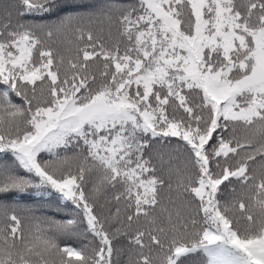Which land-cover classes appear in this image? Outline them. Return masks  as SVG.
I'll list each match as a JSON object with an SVG mask.
<instances>
[{
	"label": "snow or ice",
	"instance_id": "6c2138e0",
	"mask_svg": "<svg viewBox=\"0 0 264 264\" xmlns=\"http://www.w3.org/2000/svg\"><path fill=\"white\" fill-rule=\"evenodd\" d=\"M0 264H264V0H0Z\"/></svg>",
	"mask_w": 264,
	"mask_h": 264
},
{
	"label": "trees",
	"instance_id": "16d2710c",
	"mask_svg": "<svg viewBox=\"0 0 264 264\" xmlns=\"http://www.w3.org/2000/svg\"><path fill=\"white\" fill-rule=\"evenodd\" d=\"M20 214H21L22 216L24 215V213H22V212H21ZM48 214H51V212H49ZM57 218H59V217H57Z\"/></svg>",
	"mask_w": 264,
	"mask_h": 264
}]
</instances>
